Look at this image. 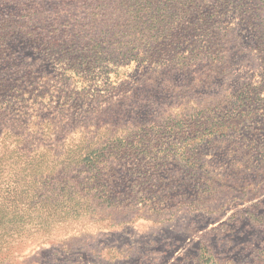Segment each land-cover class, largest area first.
I'll use <instances>...</instances> for the list:
<instances>
[{
  "label": "rangeland",
  "instance_id": "obj_1",
  "mask_svg": "<svg viewBox=\"0 0 264 264\" xmlns=\"http://www.w3.org/2000/svg\"><path fill=\"white\" fill-rule=\"evenodd\" d=\"M0 153L89 201L2 264H264V0H0Z\"/></svg>",
  "mask_w": 264,
  "mask_h": 264
},
{
  "label": "trees",
  "instance_id": "obj_2",
  "mask_svg": "<svg viewBox=\"0 0 264 264\" xmlns=\"http://www.w3.org/2000/svg\"><path fill=\"white\" fill-rule=\"evenodd\" d=\"M21 154L26 158H32L26 153ZM41 156L43 155L41 154ZM5 157V153H0V162ZM9 158L11 157L8 156L7 159ZM12 158L17 159V156L15 155ZM44 164L45 160L35 163V167L31 169L32 173L30 174H36L38 177L33 180L29 179L25 181L19 187H17L16 184L14 186L6 183L0 175V229L3 225L1 220L9 217L13 224L21 221L27 224L33 223L37 226V229H32L34 232L29 231L30 229L27 232L25 231V234H27L25 239H33L36 235L49 238L51 235L50 229L56 227L57 222L72 219V222L60 226L61 231L59 232L65 235V233L76 229V227L85 220L86 217L82 214V221L81 219L76 221L80 217V211L83 212V210L86 209L89 201L73 191L76 190L77 185H74V187L70 189V187L67 188L63 181H58L61 184L59 190L64 191L61 193L62 195L60 196L54 193L55 190L52 184L55 181L52 179L50 171L45 169L46 167H43L47 166ZM18 205L26 207L25 209L28 212L16 214L13 210L15 206ZM13 219H16V221ZM47 223L49 227H47ZM21 232L22 231H16V235L20 236ZM54 232L56 233V231ZM15 240L16 237L13 233L0 230V264L5 261V258L9 254V245H13Z\"/></svg>",
  "mask_w": 264,
  "mask_h": 264
}]
</instances>
